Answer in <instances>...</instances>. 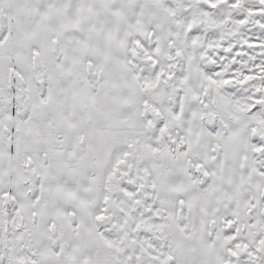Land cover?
<instances>
[{
  "label": "snow or ice",
  "instance_id": "1",
  "mask_svg": "<svg viewBox=\"0 0 264 264\" xmlns=\"http://www.w3.org/2000/svg\"><path fill=\"white\" fill-rule=\"evenodd\" d=\"M0 264H264V0H0Z\"/></svg>",
  "mask_w": 264,
  "mask_h": 264
}]
</instances>
